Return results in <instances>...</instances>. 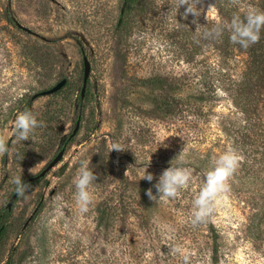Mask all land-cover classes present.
Here are the masks:
<instances>
[{
	"label": "rangeland",
	"instance_id": "rangeland-1",
	"mask_svg": "<svg viewBox=\"0 0 264 264\" xmlns=\"http://www.w3.org/2000/svg\"><path fill=\"white\" fill-rule=\"evenodd\" d=\"M220 1L231 3L222 13L200 0V16L185 18L178 0H11V9L0 0V211L16 177L37 176L65 148L14 202L0 264H213L214 252L219 264H264V141L245 143L246 122L223 93L247 56L225 57L204 35L211 21L264 10V0ZM75 38L91 62L83 99ZM64 77L61 90L41 94ZM205 80L217 86L212 102L203 101ZM24 110L42 124L18 142L14 121ZM229 149L241 156L230 188L193 223L205 173ZM180 152L191 182L175 198L149 199ZM82 163L97 177L86 213L73 184ZM146 168L151 182L141 179Z\"/></svg>",
	"mask_w": 264,
	"mask_h": 264
},
{
	"label": "clouds",
	"instance_id": "clouds-1",
	"mask_svg": "<svg viewBox=\"0 0 264 264\" xmlns=\"http://www.w3.org/2000/svg\"><path fill=\"white\" fill-rule=\"evenodd\" d=\"M198 3H200V0H178L177 11L181 6H185L183 12L185 18L189 14L193 17H199L202 9L197 6ZM193 23L198 25L195 19H193ZM262 29H264V10L248 7L233 14L230 21L218 20L213 29L206 31L204 35L205 37L219 38L227 30L230 34L229 39L233 44L248 48L260 40ZM41 124L42 122L37 119V115L33 111L24 110L19 112L14 121V135L17 141L30 140L35 129L40 127ZM113 149L119 150L116 146ZM6 151V140L0 138V153ZM174 158L175 163H173ZM174 158L154 184L156 192L153 193L152 188L147 190L146 194L149 199L175 198L179 191L186 188L191 182L192 171L190 168L183 166L185 160L182 152ZM240 160L241 156L234 149H229L211 161L210 167L205 173V181L193 200V223L203 221L212 214L218 195L229 190V181L239 168ZM147 168L141 179L151 182L154 177L152 173L147 171ZM96 179L94 171L88 167V164L82 163L73 180L76 189L75 200L81 213L88 212L89 206L93 202L90 187ZM14 183L16 193L21 196L30 188L28 184L23 182L22 177H16Z\"/></svg>",
	"mask_w": 264,
	"mask_h": 264
},
{
	"label": "trees",
	"instance_id": "trees-1",
	"mask_svg": "<svg viewBox=\"0 0 264 264\" xmlns=\"http://www.w3.org/2000/svg\"><path fill=\"white\" fill-rule=\"evenodd\" d=\"M211 1H216V7L221 13L226 9L222 7L223 4L228 6L231 4L220 0ZM216 23L217 21H211L207 30H212ZM229 35L226 30L219 38L208 36L211 46L219 50L223 56L230 57L236 52L244 53L247 56L243 69L228 86L223 87V93H225V98L230 103V106H233L236 113L242 115L241 118L246 122V129L243 135L245 143L248 140L256 142L259 138L264 141V29L261 30L260 40L248 48L233 44L229 39ZM203 85L204 90L201 91L203 101L212 102L216 100L218 90L215 80L210 82L205 80ZM9 216L10 210L7 207L0 211V234L5 229ZM105 217V212H101L100 225L105 222ZM212 262L213 264H219L217 252H214Z\"/></svg>",
	"mask_w": 264,
	"mask_h": 264
},
{
	"label": "water",
	"instance_id": "water-1",
	"mask_svg": "<svg viewBox=\"0 0 264 264\" xmlns=\"http://www.w3.org/2000/svg\"><path fill=\"white\" fill-rule=\"evenodd\" d=\"M11 7H12L11 6V0H9V8L11 9ZM123 11H124V9L122 10V12ZM12 19L14 20V22L16 23L17 26L21 27L22 29L26 30L27 32H32L29 28L20 24L13 16H12ZM68 36H70V35H68ZM71 37H73V36H71ZM75 40L80 45V41L76 38H75ZM80 48H81L82 56H83V80H82L80 97L83 99L85 97V94H86L87 83H88V79H89L90 74H91V62H90L88 56L85 54L84 48L81 45H80ZM66 83H67V78L64 77L63 79L58 81L53 87H51L45 91H42L41 94L42 95L53 94V93L61 90L65 86ZM80 124H81V119L79 116L78 120L76 121L75 127H74L72 133L70 134L69 138H72L73 136H75L78 133V131L80 129ZM64 152H65V148L61 149L59 151V153L55 156V158L48 164V166L44 170H42L37 176L26 179L24 181V183H28L30 180L45 176L49 170H51L54 166H56L60 162V160L62 159V157L64 155ZM17 197H18V194L15 191L14 194L12 195V197L10 198V200L8 201L7 205H6L8 210L12 209V206H13L14 202L16 201Z\"/></svg>",
	"mask_w": 264,
	"mask_h": 264
}]
</instances>
